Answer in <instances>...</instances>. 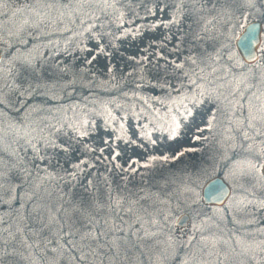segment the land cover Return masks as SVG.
Wrapping results in <instances>:
<instances>
[{
    "label": "rangeland",
    "instance_id": "obj_1",
    "mask_svg": "<svg viewBox=\"0 0 264 264\" xmlns=\"http://www.w3.org/2000/svg\"><path fill=\"white\" fill-rule=\"evenodd\" d=\"M176 1L180 2V0ZM185 1L183 0L184 4ZM52 2L53 0H6L7 7L0 9V34L5 40L0 43L3 55L0 62V159L3 160V163H0V174H2L0 184L3 185L0 187V264H159L157 257L160 249L153 245L156 240L163 241L166 234H171L180 241L195 235L197 240L193 241V248L179 249L173 254L175 258L169 257L164 264H181L188 253L200 246L201 237L220 241L219 251L229 253L228 259L225 260L221 255L219 261L214 255L200 254L209 264H264V260L261 259L264 254L260 252V247H264L260 243L264 241V206H261L264 202V180L242 174L245 171L244 161L250 155L246 147L248 142L239 134L234 142H225L228 126L225 115H219L220 124L215 133H197L201 137L208 135L207 140L190 139L193 127L189 125L186 133L175 141H168L166 133L161 139V133L154 131L152 138L158 140L159 146L153 148L146 140H140L139 129L136 127L138 121L135 119H127L129 124L126 126V132L120 130L119 123L113 124L117 129L116 132L121 133L124 139L135 142L125 144L124 140H115L117 133L110 127L107 131L100 128L92 131L93 124L89 114L80 118L71 112L69 117L59 116V111L51 109L52 116L48 117L41 115L36 108L28 104V98L31 97L35 87L53 80L52 77L56 73L52 72L51 67L54 63L61 67L64 61H73L70 66L75 74L69 76L71 82L75 75L85 74L83 71L89 65L94 69L96 61L97 65L105 70L108 66L114 67V71H118L119 78L131 77L134 70L128 64L124 67L119 65L123 53L134 52V46H137L136 55L139 57L147 54L150 58L156 56L159 62H164L163 64H166L163 57H169L166 65L171 69L162 70L174 76L176 72L171 62L183 60L188 54L187 48L177 55L169 53L172 43L166 37H169L170 31L173 35L176 34V28L173 25L168 28L164 24L172 17L171 12L175 11L177 4L174 0H159L155 3L153 22L164 26L158 27L157 33L144 31L142 40L136 41V44L130 42L133 44L129 46L127 41L124 45L116 44V50L104 45L107 55L99 52L96 41L90 36L81 35L85 27L81 21L87 20V16L83 14L89 10L87 7L81 12L59 7L60 4L71 3L75 8V0H57V8L54 9L45 6ZM124 2L128 3V0H118L119 5ZM189 2L190 0H187V5H183V13H179L183 15L179 24L188 28L183 41L192 39L194 33L200 32L202 24L198 23L199 17L203 18L202 22L204 19L208 22L211 17L218 18L219 27L222 29L226 26L222 15L229 13L241 21V26L231 31V34L233 33L231 38L235 39L240 29L253 20H261L264 31V0H192L190 3L198 4L197 8H192ZM143 9L144 7L140 8ZM36 13H40L43 20L38 26H33L39 19ZM241 13L246 19L240 15ZM25 20H29L30 23L25 24ZM262 37L263 44L256 64L246 66L247 64H244L239 57L234 43L230 55L226 57V64L230 61L231 66L220 67L217 64L220 71L211 76H208V72L205 73L209 80H215L214 87L227 85L220 89L227 92L235 86L234 77L245 75L249 83L256 85V88L251 90L241 85L245 97L250 96L252 91H257L258 94L264 93V84L261 83V75L264 73V33ZM176 38L174 43L177 42ZM106 39L103 38L101 43H105ZM84 44L92 50H78ZM203 44L199 47L200 50H203ZM145 46L147 53L142 51ZM89 59L92 60L91 64L86 63ZM110 59L116 60L115 64H110ZM20 61H31L35 65V75H18L16 68ZM156 65L159 68V63L154 64ZM10 68L13 69L11 74H9ZM229 68L232 69L231 73L226 71ZM220 75L226 76V79H216ZM57 80L58 78L55 77L54 83H57ZM157 83L170 89L169 92L154 90L151 93L153 98H147L153 108L161 114L166 111V105L171 104L172 100H179L188 91L185 88L177 93L173 88L168 87V84L178 85L179 82L174 78L160 79ZM241 102L246 105L247 99ZM119 113L121 112L118 111ZM200 115L201 113L198 112L197 117ZM246 115V110L241 109L235 119L243 121ZM31 118H34L33 121ZM84 120L89 122L90 135L82 139L77 138L70 126H81ZM148 122L146 117L142 124ZM196 122L203 123L199 119ZM53 126L56 128L63 126L62 131L55 132ZM107 134L109 135L106 136ZM21 137L24 139H20ZM47 139H55L59 145L69 147V151L65 153L60 148H48L46 151L42 149L40 155H46L49 159L41 161L37 158L36 152L25 143V140H31L33 144L40 145L46 143ZM104 140H108L110 146H106ZM79 143L91 144V147L97 149L93 153L98 157H108L109 167L106 168V178L103 175L104 166L101 165L97 177L93 179L87 177L85 172L78 175L76 181L68 179L69 162L85 159L80 155L82 149ZM140 144H143V148L139 147ZM101 147L105 148L103 153L99 151ZM187 148L195 149L180 157L182 160H187L185 163L187 172L184 174L182 171L181 178H184L182 182H175L171 186L166 184L162 175L165 171L160 167H157L156 172L154 166L137 168L135 173L124 172L115 167L119 163L124 168H128L129 158H138L144 163L149 155H162L164 150L174 155L176 151ZM112 149L121 152L115 161L111 158ZM56 161L60 162L59 167ZM216 174L228 180L233 192L225 206L211 207L206 216L200 205L206 204L200 195V189L208 178ZM128 176L130 177L127 180L122 179ZM89 180L92 181L91 185L86 183ZM152 181L154 182L151 183ZM94 192L100 199L105 197V194L108 197V193L111 192L114 197L120 195L138 200L139 205L135 204L132 207L131 217L121 214L118 209L115 215L107 214L105 211L99 217L91 213L86 216L83 211L80 215L72 214V221L69 224L72 225L73 222L75 227L73 233L67 234L66 239H59L56 234L53 236L55 230L51 221H54L55 226L57 225L59 221L57 211L61 205L58 203L56 207L53 206L54 200L70 195H75L79 199ZM134 193L141 194L139 199L134 198ZM141 197L145 198L141 199ZM99 202L108 205V201L104 203L99 200ZM113 207L110 208L112 213ZM153 216H156L159 224L163 226L162 231L151 223ZM184 216H187L188 220L181 224L180 221ZM164 217H167V220ZM104 221L108 223L105 224ZM198 227L200 231H197ZM120 229H130L134 236L133 241L126 243V237L125 243L117 241L116 235ZM89 230L99 239H82L84 233ZM146 232H157V236L148 238L145 236ZM238 240L250 246L249 250H245L237 242ZM29 244L32 245L31 248L27 247ZM83 254H87V258L81 260Z\"/></svg>",
    "mask_w": 264,
    "mask_h": 264
},
{
    "label": "snow or ice",
    "instance_id": "obj_2",
    "mask_svg": "<svg viewBox=\"0 0 264 264\" xmlns=\"http://www.w3.org/2000/svg\"><path fill=\"white\" fill-rule=\"evenodd\" d=\"M76 7L73 8V5L60 4V8H71L73 12H81L85 7L89 10L84 12L83 14L87 16V20H82L81 23L85 25L83 32L81 35L90 36L93 40L96 41L99 52H105V46L101 43V40L104 37L110 38L107 43L112 47H116L115 41L123 40L128 36H132L135 39L137 36H142V26H138L135 30L126 29L124 27L125 23H130L131 21L125 20V13L121 10V7L118 4V0H75ZM49 9L57 8V0H53L52 3H48L45 5ZM7 7L6 0H0V9ZM183 8L182 0L175 6V12L179 13ZM112 11H109V10ZM19 11V10H17ZM151 14H155L153 9L148 10ZM163 11V9H161ZM63 14V13H62ZM39 18L37 22L33 24V26H38L39 22L43 20L40 13H36ZM244 16L243 13L240 14ZM179 15H173L169 22L165 24V27L170 26L171 24H178L180 20ZM246 19V16H244ZM90 21V22H89ZM25 24H29V20L24 21ZM208 23H212V21H208ZM115 27L118 32L113 33L112 27ZM159 25H153L152 27H158ZM241 26V21L235 15L231 19L226 22V26L222 29H218L219 36L227 37L231 31L235 28ZM204 31H207V26H204ZM167 39H171V37H166ZM180 42H183L182 37H178ZM204 37L199 33H196L192 40L189 43H194L195 40H202ZM255 39V32L252 26H249L241 36L239 41L240 47L242 49H249L251 47L252 41ZM213 41L211 51L206 49L201 50L200 52H196L195 49L190 51L183 60L177 61L173 60L172 67L175 70L176 74L173 76L172 73H167L164 70L159 68H154L151 70L153 78L160 79H169L174 78L179 83L177 86H173L172 84H168L167 86L173 88V91L180 93L183 89L187 88L188 91L183 94V96L179 100H172L171 104L166 105V111L161 114L160 112H156L155 121H149L145 124H139L137 122L136 127L139 129L138 135L140 140H146L153 148L158 147V140L152 138V133L154 131L161 133V139H163L164 134H167L168 141H175L178 138H181L183 134L187 131V126L191 125L193 127V132L191 134L190 139L200 140L201 138L207 140L209 139L208 135L201 137L197 135V133H215L217 128L219 127V115H225L228 126L226 128L225 142H234L237 138V134L242 136L243 140L248 142L246 147L249 152V157L244 161L245 171L242 173L243 175H250L260 178L264 180V93H259L257 91H252L251 95L248 97L244 96V93L241 91V85H244L246 89L251 90L256 88V85L249 83L248 77L245 75H241L236 78L235 86L231 87L227 92L221 91V88L227 87V85H221L220 88H216L215 80H209L208 76L216 74L220 71L216 64L219 62L222 57L220 53L217 51L218 48V37H211ZM5 42L4 37L0 34V43ZM83 44V41L81 42ZM80 51H91L92 49L88 48L86 44L83 47H79ZM178 46L173 47V51H178ZM143 52L147 53V46L142 49ZM162 56V54H161ZM95 59V57H93ZM127 60L143 63L149 62L148 56L143 55L142 57L137 56H127ZM86 63L91 64L92 60H86ZM108 72H113L114 67L108 66L106 68ZM143 71V69H141ZM206 70H210L208 72V76L205 75ZM13 69H9V74ZM35 65L31 61H20L19 66L16 68V72L18 75L27 74V75H35ZM228 73L232 72V69L229 68L226 70ZM218 80H225L226 76L220 75L217 76ZM232 83V82H229ZM261 83L264 84V73L261 75ZM239 97V98H237ZM247 99V104H243L241 101ZM119 107V105H117ZM241 109H245L247 115L243 121L235 119L237 113L241 111ZM105 111L110 117L113 123L118 121H124L127 117H116L110 108H106ZM155 111V110H154ZM201 113L199 117H197V113ZM197 119L203 121V123H197ZM88 121L84 120L81 126L71 125L70 128L73 132L76 133L77 138H85L90 135L88 128ZM63 127V126H62ZM61 128H56L53 126L55 132H61ZM94 127V122H93ZM119 128L122 131L126 132L125 123L120 122ZM115 131V128L111 129ZM65 135H67L65 133ZM20 139H24L21 137ZM116 141L124 140L125 144L135 143L134 141H130L124 139V136L117 134L115 136ZM19 142V141H18ZM25 143L30 146L31 150L36 152L37 158L41 161L45 159H49L46 155H40L41 150H47L48 148H60L62 151L67 153L69 151V147L59 145L55 139H47V142L44 144H33L31 140H25ZM104 144L106 146H110L108 140H104ZM71 145V140L69 141V146ZM242 147L244 145H241ZM85 151L95 152L97 149L95 147H91L87 144L83 145ZM139 147L143 148V144H140ZM28 149H25L27 151ZM99 151L103 153L105 151L104 147L99 148ZM186 151H195V149H180L175 152L174 155H170L167 150H164L162 155L153 154L147 156L144 163H141L140 160L129 158L130 163L128 168H124L122 165L117 163L115 167L120 168L124 172L135 173L137 168H149L153 166L155 162H169L175 161L179 159L181 156L185 154ZM121 155V152L117 149H112L111 158L112 161H115L117 157ZM105 160L108 157L104 158ZM0 163H3V160L0 159ZM70 168L68 171V179L70 181H76L77 176L86 171L88 167H94L93 164H90L87 159H78L76 162H69ZM56 165L59 167L60 162L56 161ZM135 165V167H133ZM2 175V174H0ZM127 180V177L123 178ZM87 184L91 185L92 181H87ZM0 187H3L0 184ZM127 187V185H125ZM142 191V189H141ZM131 196V192L129 193ZM145 197H141L144 199ZM108 199L115 201V207H121L125 203L128 204V207L125 209L128 212L133 210L132 205L139 203L138 200L128 199L126 197H121L120 195L113 196L111 192L108 193ZM264 206V202L262 205ZM92 207L96 208L98 211H103L105 208V204L100 203L99 201H93ZM108 208L113 207V205H107ZM84 210H87V206H84ZM167 220V217H164ZM105 224L108 221H104ZM153 225L158 226L161 231L163 226L159 224V220L156 216H153L151 221ZM201 229L198 227L197 231ZM145 236L148 238H152L157 236V232H146ZM15 237H13L14 239ZM91 238L92 240H98L99 237L93 233L91 230L84 233L82 239L88 240ZM197 240L195 235L186 239L185 241H180L178 238H174L171 234H166L165 239L163 241L156 240L154 241V247L160 249L158 253V261L159 264H164V261L169 257L175 258L174 253H176L181 248H193V241ZM26 242V240H25ZM245 250H249L250 246L246 245L244 241H237ZM219 243L220 241L215 239H210L208 237H201L199 240V247H196L194 251H191L186 255V257L182 260L181 264H209V262L204 259V257L200 254L207 253V255L216 256L217 260H220L221 255L226 260L228 259V252L219 251ZM261 245H264V241L260 242ZM39 247V245H36ZM27 247L31 248L32 245H27ZM91 247V245H88ZM260 247V246H258ZM211 249V250H210ZM55 251V250H53ZM260 252L264 254V247H260ZM87 258V254L81 255L80 259L84 260ZM261 259L264 260V255L261 256Z\"/></svg>",
    "mask_w": 264,
    "mask_h": 264
},
{
    "label": "trees",
    "instance_id": "obj_3",
    "mask_svg": "<svg viewBox=\"0 0 264 264\" xmlns=\"http://www.w3.org/2000/svg\"><path fill=\"white\" fill-rule=\"evenodd\" d=\"M125 1V0H123ZM159 0H128V3L121 4L119 5L121 7V10L125 13V20L126 21H131L130 23H125L124 27L126 29L130 30H135L138 26H142V31H147V32H155L157 33V28H162L160 23H154L153 18L154 15L151 14L148 10L155 8V3H157ZM176 4L180 3L176 0H174ZM187 0L185 1L186 4ZM192 2V0H190ZM189 4L192 6V8H197L198 4L195 5L194 3ZM183 3V0H182ZM125 4H127L125 6ZM183 3V5H185ZM187 5V4H186ZM190 6V9H191ZM143 8V10H140V8ZM109 11H112L111 9ZM183 10L179 13H183ZM179 13L173 11L171 12V15H179ZM181 15V14H180ZM179 15V16H180ZM180 17H183L181 15ZM233 15L229 14H223L222 15V20L224 22H227L229 19H231ZM203 18L199 17L198 23L202 24L200 26L201 30L199 33L204 37L202 40H195L194 43H189L190 40L193 39H187V41H183L182 43L180 40H178V37L185 38V32L188 30L186 26H181L179 23L178 24H171L175 26L176 30L173 35L172 31H170L169 35L171 39H169L172 43V48L169 49V53L173 55H177L181 52V50H184L187 48V52L191 51L192 49H195L196 51H201L199 47H202V43H204L203 50L206 49L208 51H211V45H212V40L211 37L217 36L218 37V48L217 51L220 53V56L222 59L219 60L217 63L220 67H224L225 65L231 66V62L229 61L228 64H226L227 59L226 57L230 55L231 50L233 49L234 45V39L231 38V35L233 33L229 34L227 37L225 36H219V32L217 31L218 29H221L220 24L218 23V18H213L211 17L212 23H208L205 19L202 22ZM169 22V21H168ZM166 22L165 24H167ZM159 25L158 27L153 28V25ZM164 24V25H165ZM168 26V28L171 27ZM189 25V24H188ZM207 26V31H204V26ZM178 26L180 28H178ZM190 27V26H189ZM158 28V29H159ZM181 29V30H180ZM112 32L115 34L118 32V30L113 26L112 27ZM191 31L192 26H191ZM195 30V29H194ZM195 32V31H194ZM194 33V35L196 34ZM184 34V35H183ZM236 34V33H235ZM53 35L57 37L54 33ZM143 36V35H142ZM142 36H137L135 39H133L132 36H128L127 38L119 41H115V44H120L124 45L127 42V45L129 46L130 42H135L142 40ZM177 37V38H176ZM108 38V37H107ZM177 39V42L174 43V39ZM104 39H106L104 37ZM110 38L106 39V42L103 43L106 45V47L109 45L112 47L110 44L107 43V41ZM125 41H127L125 43ZM174 46H180L182 48H178V51H173ZM113 49L116 50V47H113ZM134 52L131 53H123L124 55L122 56V61H120L119 67H124L128 64V66L133 69L134 73L132 74L131 77H118V74L116 71L113 73H109L107 70L104 68L100 67L97 65V61L94 63V69L92 68V65H89L83 72L85 74H82L80 76L74 77L73 81H69V76L72 74H75L72 72V68L70 66V63L72 62H65L63 65L60 67L59 64H55L51 67L52 72L56 73L52 77L53 80L58 78L57 83H54V81L51 79V81H47V83H40L37 87L34 88V91L31 94V97L28 98V104L29 106L33 107L34 109L36 108L41 115H47L48 117L52 116V111L57 110L59 111V116H67L69 117L70 114H76L77 118H80L82 116H89L91 117V123L93 124L94 122V127L92 125V131H95L97 129H103L107 131L109 127L111 129L115 128V133L117 129L113 125L114 123L111 121L110 117H108L107 112L105 111L106 108H110L112 113L120 118V117H127L135 119L138 122L144 123V120L146 117H148L149 121H155L156 119V110L153 108L151 103L147 100V98H153V95H151L152 91L154 90H162V92L166 91L169 92L170 89H166L162 87V85H158V80L153 78L151 70L154 68V64L159 63V68L162 70L163 68L165 69H171V67L168 64V61H166L168 58L163 57L164 61L166 64H163L164 62H159V58L156 56L150 58V55L147 54L148 56V61L149 62H143V63H137L133 61H129L126 59L127 56H137L136 55V50L137 46L133 47ZM116 60L110 59L109 63L110 64H115ZM224 62L225 64H222ZM53 63V62H52ZM216 64V67L218 65ZM253 65V64H252ZM246 66H251V65H246ZM244 66V67H246ZM158 68V66H155ZM143 69V71L141 70ZM210 70H206L205 73L209 72ZM159 86V87H158ZM171 97V94L170 96ZM119 105V107H117ZM155 110V111H154ZM118 111L121 112L118 114ZM71 112V113H70ZM70 113V114H69ZM54 116V114H53ZM139 116V118H138ZM65 117V118H67ZM34 118H31V121H33ZM124 120L123 123H125V126L129 124L128 120ZM65 120V119H63ZM122 121H118L115 123H120ZM33 123V122H32ZM121 134V133H120ZM107 134L106 136H108ZM80 148L82 151L80 152L81 156H84L85 159L89 161L90 164H93L94 167H88L86 168L85 175L87 177H91L92 179L97 177L96 174L99 173V167L101 165L104 166V172L103 175H105L104 178L107 177L106 175V168L109 167V161L105 160V157H98L95 153L91 151H85L83 145L79 143ZM91 146V144H89ZM189 152V151H186ZM185 152V154H187ZM100 165H99V163ZM187 160L180 158L178 161H169V162H155L153 166L155 167V171L157 170V167H160L161 170L165 171L162 175L164 179L166 180V184L170 185L173 183H180L184 178H181L182 173L184 174L187 172L186 170V165L185 163ZM151 166V167H153ZM162 171V172H163ZM183 171V172H182ZM165 174V175H164ZM166 176V177H165ZM130 176L127 177V179ZM50 179V175L48 177ZM90 178V179H91ZM123 179V177H122ZM155 181V176L153 178ZM178 180V181H177ZM152 181L151 183H153ZM104 191V190H103ZM141 196L140 193H134V198H138ZM108 197L105 194V197H102L101 199L96 195L94 192L93 194H88L87 196H83L82 198H76L74 195L70 196H65V197H59V199H55L53 202V206H57L58 203H61L60 209L57 211L58 212V223H57V228L54 225V221H51V225H53V229L55 230L54 233L52 234L53 236L56 234L57 237L60 239H66L67 234H72L73 230H75V227L73 225L69 224V222L72 221V214H81L82 211L86 216H89L88 214H93L96 217H99L100 214H103V212H107V214L115 215V212H117V209L119 212L122 214L124 213L125 215H128L131 217V212L126 211L125 209L128 207V204L125 203L121 207H115V201L114 200H108ZM103 201L104 203L108 201V205H113L114 210L113 213L110 211V208L108 209L107 205L105 204L106 208L104 211H98L96 208L92 207V202L93 201ZM87 206V210H84V206ZM135 205V204H134ZM132 205V207L134 206ZM136 205H139L137 203ZM202 208V212H204V215L207 216V213H209V209L211 208L208 206V204H200ZM55 209V208H54ZM90 209V210H88ZM126 211V212H125ZM48 222H50L48 220ZM47 222V224H48ZM116 237L118 238L117 241L125 243V237L127 239L126 243L132 242L133 241V233L130 229L128 230H122L120 229L117 231Z\"/></svg>",
    "mask_w": 264,
    "mask_h": 264
},
{
    "label": "water",
    "instance_id": "obj_4",
    "mask_svg": "<svg viewBox=\"0 0 264 264\" xmlns=\"http://www.w3.org/2000/svg\"><path fill=\"white\" fill-rule=\"evenodd\" d=\"M252 26L255 32V39L252 41L251 47L249 49H242L240 47V39L243 35V32L249 27ZM263 22L261 20H253L249 23L245 24V26L240 29L239 34L234 39V47L237 53L240 55L239 57L242 59L244 64L252 65L256 64L259 60V50L261 45L263 44ZM2 50L0 49V62L2 59ZM201 197L203 201L210 207H223L228 203L233 189L228 183V180L224 179L220 175H214L206 180L203 183L200 189ZM188 220L187 216H184L180 223L184 224Z\"/></svg>",
    "mask_w": 264,
    "mask_h": 264
}]
</instances>
